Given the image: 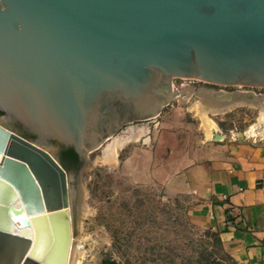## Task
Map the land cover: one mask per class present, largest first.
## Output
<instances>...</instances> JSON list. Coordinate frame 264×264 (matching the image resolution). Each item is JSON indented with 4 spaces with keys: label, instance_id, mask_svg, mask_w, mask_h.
<instances>
[{
    "label": "water",
    "instance_id": "water-1",
    "mask_svg": "<svg viewBox=\"0 0 264 264\" xmlns=\"http://www.w3.org/2000/svg\"><path fill=\"white\" fill-rule=\"evenodd\" d=\"M173 77L264 87V0H0V264H67L87 149Z\"/></svg>",
    "mask_w": 264,
    "mask_h": 264
},
{
    "label": "rangeland",
    "instance_id": "rangeland-1",
    "mask_svg": "<svg viewBox=\"0 0 264 264\" xmlns=\"http://www.w3.org/2000/svg\"><path fill=\"white\" fill-rule=\"evenodd\" d=\"M172 83L179 93L155 116L164 123L159 129H174L181 136L185 131L201 134L199 129L213 136L212 129H221L241 136L238 132L264 120V103L260 102L264 87L221 85L188 77H173ZM228 92H237L238 101L225 105L214 101V93ZM152 121L126 122L109 134L111 138L87 149L79 180L87 210L76 235L84 252L80 264H241L225 250L218 232L201 229L191 221L182 197L167 195L159 182L137 171L135 159L145 158L151 144L132 141L140 136L129 128L154 125ZM119 136L133 138L114 159L104 160L105 147Z\"/></svg>",
    "mask_w": 264,
    "mask_h": 264
},
{
    "label": "crops",
    "instance_id": "crops-1",
    "mask_svg": "<svg viewBox=\"0 0 264 264\" xmlns=\"http://www.w3.org/2000/svg\"><path fill=\"white\" fill-rule=\"evenodd\" d=\"M152 119L155 124L132 140L151 144L145 158L135 159L137 171L167 195L182 197L191 221L218 232L237 262L264 264V120L241 136L212 129V135L224 136L217 140L206 129L182 136L159 129L164 123Z\"/></svg>",
    "mask_w": 264,
    "mask_h": 264
},
{
    "label": "bare ground",
    "instance_id": "bare-ground-1",
    "mask_svg": "<svg viewBox=\"0 0 264 264\" xmlns=\"http://www.w3.org/2000/svg\"><path fill=\"white\" fill-rule=\"evenodd\" d=\"M179 93V91H178ZM177 93V94H178ZM237 93V92H236ZM236 96L238 97L239 94H236ZM236 96L231 98V99H223V100H220V99H217L215 96L214 97V101L217 102V103H220V104H232L238 100H235L236 99ZM257 99L259 100V98L257 97ZM264 101V100H263ZM213 102V101H211ZM244 102V101H243ZM256 102V100H255ZM253 102V104L255 103ZM250 103V102H249ZM260 103V102H259ZM257 102V104H259ZM261 103H264V102H261ZM227 104V105H228ZM224 107V106H223ZM226 108V107H225ZM222 109V107H221ZM214 125V124H213ZM212 127V126H211ZM215 127V125H214ZM129 132H132L133 135L134 134H137L138 136H141L142 134H144L146 132V128L145 127H140V128H136L134 126L130 127L129 128ZM213 137H215V139L217 140H220L222 138H224L223 134L221 133H216L213 135ZM111 138V137H110ZM133 137L132 136H127L126 138H122L121 136L119 137H113V140L111 143H109L104 151H103V158L104 160H112L116 157V154L118 153V150L129 140H131ZM47 150V149H46ZM98 159V158H97ZM101 161V160H100ZM67 209L70 211V214H71V204H70V194H69V204L67 206ZM71 220H72V215H71ZM17 223L19 224V221H17ZM72 224V223H71ZM82 242L78 241V238L77 236L73 233V225H72V234H71V243H70V251H69V257H68V262L67 264H80L81 263V259L83 256V248H82V244H80Z\"/></svg>",
    "mask_w": 264,
    "mask_h": 264
},
{
    "label": "trees",
    "instance_id": "trees-1",
    "mask_svg": "<svg viewBox=\"0 0 264 264\" xmlns=\"http://www.w3.org/2000/svg\"><path fill=\"white\" fill-rule=\"evenodd\" d=\"M0 114H2L1 111ZM61 162L66 169H69L70 167L79 168L82 165V161H80L78 154L74 151L73 148L65 150L64 155L61 158Z\"/></svg>",
    "mask_w": 264,
    "mask_h": 264
},
{
    "label": "flooded vegetation",
    "instance_id": "flooded-vegetation-1",
    "mask_svg": "<svg viewBox=\"0 0 264 264\" xmlns=\"http://www.w3.org/2000/svg\"><path fill=\"white\" fill-rule=\"evenodd\" d=\"M105 130H106V128H105Z\"/></svg>",
    "mask_w": 264,
    "mask_h": 264
}]
</instances>
